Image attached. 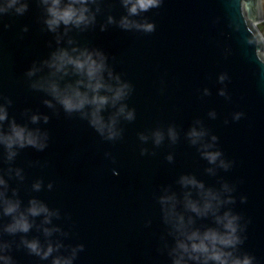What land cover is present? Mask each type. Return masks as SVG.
Listing matches in <instances>:
<instances>
[{
    "label": "water",
    "instance_id": "1",
    "mask_svg": "<svg viewBox=\"0 0 264 264\" xmlns=\"http://www.w3.org/2000/svg\"><path fill=\"white\" fill-rule=\"evenodd\" d=\"M22 2L27 4L22 15L10 10L0 16V104L8 113L3 129L14 121L39 129L48 140L43 151L14 149L17 155L10 162L0 146V177L7 183L5 198L18 200L21 212L36 200L56 215L48 224L42 223L43 215L29 216L27 233L9 234L3 229L12 217L0 211V244L8 245L3 254L14 264H52L56 257L72 256L74 249L72 264H172L176 234L164 222L161 196L176 195L181 202L176 211L185 221L192 217L193 229L217 227L210 215L197 218L184 210L185 193L200 199L195 188L179 184L181 176H191L221 200L234 201L218 212L241 217L243 243L234 254L264 264V68L256 61L255 48L245 42L241 0H163L159 7L129 17L153 24L150 33L118 27L127 15L121 0H96L88 5L95 22L83 30L71 28L67 35L63 25L57 33L47 30L41 0ZM246 4L251 18L256 0ZM230 20L240 21L239 32L227 28ZM57 47L103 52L113 76L129 85L126 98L101 113L107 121L120 104L133 112L131 121L117 118L118 138L101 137L80 113H65L51 96L31 87L47 77L48 69L31 78L27 71L33 64L40 67ZM75 79L65 77L60 84ZM238 113L242 115L235 119ZM33 115L46 116L47 123L40 119L33 124ZM169 128L176 133L175 143L168 138ZM194 128L205 133L195 145L187 135ZM156 131L164 136L159 145L153 141ZM207 144L212 145L208 151L221 153L216 163L202 158ZM37 182L39 191L32 187ZM44 228L58 231L45 236ZM22 239L37 240L42 249L60 247L42 260L29 253Z\"/></svg>",
    "mask_w": 264,
    "mask_h": 264
},
{
    "label": "clouds",
    "instance_id": "2",
    "mask_svg": "<svg viewBox=\"0 0 264 264\" xmlns=\"http://www.w3.org/2000/svg\"><path fill=\"white\" fill-rule=\"evenodd\" d=\"M163 0H121L122 6L126 9L127 15L121 17L118 27L123 30H137L145 33L154 31V25L151 23H137L130 20L129 17L137 16L149 9L157 8L162 4ZM45 7L47 18L44 24L47 30L52 33H57V30L63 25L64 35H67L71 28L85 29L95 22V16L90 12L88 5L95 4L96 0H41ZM241 18L243 20V28L247 33L245 42L248 46L255 48V58L261 68H264V0H256V13L253 17L247 14L246 0H241ZM13 10L17 15H22L27 11V4L22 0H0V16ZM98 11V9H97ZM114 21L112 17L108 18V24ZM239 20H230L227 28L234 32H239L241 29ZM104 26H101V31ZM27 31V29H24ZM57 45L60 43V36L56 39ZM69 45L73 43L68 40ZM107 57L103 52L98 50L89 51L87 48L70 49L57 47L56 51L52 52L49 58L41 62V66L35 64L27 71L26 76L31 78L44 68L48 69L47 77H41L31 85L33 89L43 91L51 96L57 104H59L65 113H80L81 118L88 120L89 126L96 133L107 140H114L119 137L120 132L116 128L117 118L123 117L131 121L134 118L132 111H126V106L120 104L116 112L105 121L101 113L106 106L116 108L117 104L126 98L130 91V87L126 83H121L118 76H113L110 68L106 64ZM107 74V81L105 79ZM74 76L76 79L71 83H65L61 86L60 81L65 77ZM226 79L225 76H220L221 82ZM110 81H115L113 86ZM81 89H84L81 91ZM101 93H108L102 95ZM223 95V91L220 93ZM10 103V102H8ZM45 105L49 108L53 107L51 101L45 100ZM89 111L85 112L84 109ZM242 114H237L234 118L239 119ZM43 119L47 123L48 118L33 115L31 122L37 123ZM8 120L7 109L0 104V146L5 150L6 161H12L17 155L14 149H23L31 147L37 151H43L47 147V134L40 132L39 129L30 130L26 126L17 125L14 121H8V129H3L4 122ZM168 138L172 143H175L177 136L174 129H168ZM190 142L195 145L205 135L203 131H197L195 128L187 134ZM153 141L159 145L164 136L161 132L156 131L152 134ZM142 141L147 137L141 136ZM215 137L212 140L215 141ZM211 144L202 145V158L206 159L210 164L216 163L220 158L221 153L208 151ZM143 155V150L141 152ZM171 162L172 157H167ZM220 167L227 170L228 165L223 160H220ZM11 171V169H9ZM211 171V169H209ZM16 176L21 178L20 170H16ZM179 184L186 188H195L200 197L199 200L190 199L191 193L184 194L182 201L183 208L186 212L193 213L197 218L211 216L217 227L193 229L194 223L191 216L185 221L182 213L176 211L178 203L176 195L165 194L160 197L159 203L164 213V222L171 224L175 234L176 243L170 255L173 257L172 264H187L188 261L194 264H254V258L244 254L243 256L235 255V250L238 245L243 243L240 235L244 229L240 226V216L233 214L231 211H225L219 215V209L222 205L233 203L232 199H220L218 193L208 189L205 190L204 185L198 182L194 177L181 176ZM33 190L39 191L40 183L33 184ZM51 188V185L48 186ZM0 211L3 215L11 216L12 223L4 227L3 231L9 234L17 232L27 233L32 224L28 217H36L43 215V224L50 223V217L56 215L50 212L48 208L41 202L36 200L29 201V207L23 212L19 210V201H13L5 198L7 183L0 177ZM224 190L230 191L227 185H224ZM15 195V192H13ZM241 202H245L241 198ZM45 236L51 235L53 231L58 229H43ZM21 243L28 249L30 254L39 256L42 260L47 259L60 245L53 248L51 244L44 249L37 240L27 241L21 240ZM8 248L7 244H0V264H14L11 257L3 253ZM82 250V246L80 249ZM76 249L73 250L72 256L68 258L56 257L52 260V264H72L75 258Z\"/></svg>",
    "mask_w": 264,
    "mask_h": 264
}]
</instances>
